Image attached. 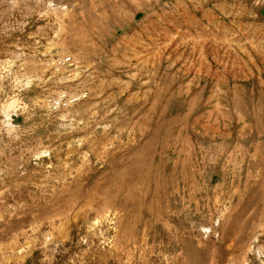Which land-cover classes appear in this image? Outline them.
<instances>
[{"label": "rangeland", "instance_id": "obj_1", "mask_svg": "<svg viewBox=\"0 0 264 264\" xmlns=\"http://www.w3.org/2000/svg\"><path fill=\"white\" fill-rule=\"evenodd\" d=\"M0 264H264V0H0Z\"/></svg>", "mask_w": 264, "mask_h": 264}]
</instances>
